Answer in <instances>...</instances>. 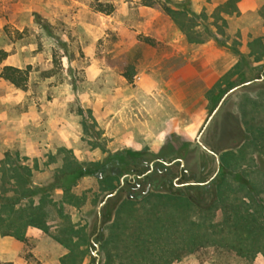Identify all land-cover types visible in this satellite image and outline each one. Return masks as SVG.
<instances>
[{
  "label": "rangeland",
  "instance_id": "1",
  "mask_svg": "<svg viewBox=\"0 0 264 264\" xmlns=\"http://www.w3.org/2000/svg\"><path fill=\"white\" fill-rule=\"evenodd\" d=\"M140 5L159 10L157 21L167 29L171 21L180 30L193 26L179 0H0V47L8 48L5 57L18 50L21 62L32 63L22 66L29 67L22 89L33 97L10 104L11 115L23 120L0 132L9 141L0 143V230L16 231L24 241L28 225L39 228L50 244L67 250L58 264H94V242L99 264H264L263 252L244 256L236 248L201 243L206 238L199 233L211 226L220 228L215 238L233 239L232 205H249L264 225V109L256 119L260 129L248 118L252 131L242 132L231 114H222L220 130L210 124L202 132L201 142L220 160L215 189L172 187L174 166L171 172L154 170L148 190L146 184L132 189L135 197L126 201L129 185L121 188L120 181L133 171L121 166L123 159L181 158L186 178L211 177L215 156L196 137L223 93L245 79L230 80L233 73L244 75L247 63L241 59L215 94L194 85L183 91L172 80L170 56L156 63L161 51L142 32L154 29L144 18L155 13L140 15ZM227 6L235 10L233 0ZM110 16L122 19L130 35L108 25ZM229 21L232 31L238 23ZM235 101L232 96L225 109ZM167 192L195 199L194 222L186 218L185 200ZM26 258L40 263L29 250Z\"/></svg>",
  "mask_w": 264,
  "mask_h": 264
},
{
  "label": "crops",
  "instance_id": "2",
  "mask_svg": "<svg viewBox=\"0 0 264 264\" xmlns=\"http://www.w3.org/2000/svg\"><path fill=\"white\" fill-rule=\"evenodd\" d=\"M106 1L114 2V0ZM231 1L179 0V2H185L187 5V19L194 21L193 26L189 29L182 28L180 30L173 21L168 24L169 29L163 27L164 24L160 22L161 20L157 21V16L161 12L148 6L140 5L139 13L140 15L144 13L146 17L153 14V12L155 13L152 17L144 18L147 24H155L154 29L148 30L145 28L142 32L144 36L154 38L155 46L157 47L155 52L158 49L161 51L160 60H157L156 63H165L164 58L170 56L172 80L181 85L180 88L183 91L189 89L190 85L191 87L194 85L203 93L215 94L217 90L227 84L228 73L233 72L236 66L242 64L238 62L241 59L247 61V63H244L242 69L244 75L241 73L235 75L233 73L230 78L232 81H237V78L241 75L245 76V79L230 88L236 87V89L227 94L208 123V125H217L218 128L216 126V130L218 131L220 130L219 126L225 124L222 114H231L235 122L239 123L240 130L246 133L252 131L250 127H247V119L259 120L260 115L258 113L264 109V0H233L235 10L227 6ZM224 20L226 22L225 25L222 23ZM229 20H234L238 23L232 31L226 26V24L229 25ZM108 25L112 26L115 31L122 30V32H125V36L130 35V31L124 28L125 22L120 18L110 16ZM97 38L98 35L95 37V40ZM0 49H3L5 52L8 51V48L4 46H1ZM167 50L170 51L169 54L164 52ZM17 54L18 50L4 57L0 62V71L3 65L22 68V66L32 64L29 63V60L21 62ZM248 68L252 72L251 75H247L249 72ZM149 79L146 78L144 84H148ZM214 90L216 91L214 92ZM29 94V91L26 92L0 77V132L4 128L7 129L9 126H12L13 123L16 126L21 124L23 118L11 115L10 104L20 105L24 101L27 103L28 99H33L31 96L29 97ZM232 96H237L239 101L231 103L229 108L225 109L228 100ZM234 108H237L238 112H240L241 120H239ZM24 114V112H21L22 116ZM257 128H261L259 121H256L255 130ZM2 140L3 142H9L7 139H2L0 133V143H2ZM242 141L244 139L240 142ZM230 145L227 144L225 147ZM206 147L208 148L209 146ZM3 151L0 147V158ZM219 169L220 160L217 173ZM190 213L191 215L194 213L193 209H191ZM190 218L193 220L192 217ZM35 225L43 226L42 223ZM15 235H19V233L16 231L4 232L2 229L0 230V263L34 264L26 258V252L29 250L40 264H47L46 261L49 257L54 259L53 264H58L56 262L58 257L67 252L64 247L58 249L56 245L50 244L42 231L33 225L26 227L23 234L24 241L18 239ZM28 245H30V249Z\"/></svg>",
  "mask_w": 264,
  "mask_h": 264
},
{
  "label": "trees",
  "instance_id": "3",
  "mask_svg": "<svg viewBox=\"0 0 264 264\" xmlns=\"http://www.w3.org/2000/svg\"><path fill=\"white\" fill-rule=\"evenodd\" d=\"M145 5H151V3L146 2L144 3ZM6 52L3 50H0V61L5 57ZM109 63H117L116 60H112L109 61ZM29 67H25V68H20V67H15V66H11V65H3L0 71V77H2L3 79L7 80L8 82H10L11 84H13L14 86L18 87V88H22L27 80V76H28V69ZM124 76L129 79L130 76L128 74H124ZM122 165L121 166H131L132 171H134L135 173H142L143 171H145L146 169H148V162L145 159H139L137 158L136 160H133V158H128L127 159H123L122 161ZM160 163H158L159 165ZM177 165H179V162H177ZM121 168V167H120ZM120 169L117 168L116 172H119ZM124 175V174H122ZM59 179V176L56 178ZM181 179L178 180V182H180ZM125 184L130 183V181L128 180H124ZM171 186L173 187V183L170 181ZM215 184H216V179L215 177L212 178L211 180H209L207 183H203L202 185H187L184 187L185 190H189L192 189L194 191H200L201 193L205 190H207L209 187H214L215 189ZM243 184V183H241ZM124 188V187H121ZM130 189V188H129ZM132 194V195H131ZM134 193H129L128 198L126 201H133V198L135 196H133ZM135 195V194H134ZM164 195L168 196V197H181L185 200V206L189 209L186 215V218L189 219V221L194 222L193 220H191V209L193 204L197 205L195 199L189 195L186 194V196H176L173 195L172 193H164ZM216 193H215V198L214 201L216 200ZM2 200H6V201H13L14 199H11L10 197H3ZM241 207L239 205H232V214L234 216V221L232 223V226L234 227V233L233 239H217L215 238V234H217V232H220V228L218 229H213L211 228V226H209V230L208 227H200L199 228V233H202V235L206 238L204 239V242L201 243H213V244H221L223 246H227V247H231V248H236V250L244 255V256H249L252 257L256 252H263L264 253V225L261 224V222H259L257 220V218L259 217L256 216V214H254L253 212H251L249 210V205H245ZM198 206V205H197ZM211 206V204L207 205V207ZM207 207H199V209H206ZM158 210H154L155 215L157 213ZM158 215V214H157ZM156 215V216H157ZM159 217H156V219ZM117 218H115L114 220H116ZM115 223V221H114ZM198 226V225H197ZM207 236V237H206ZM262 239V240H261ZM203 241V240H202ZM145 243V241H144ZM195 246V244H194ZM194 246L191 247L190 250L194 249ZM4 264H10V263H4ZM40 264V263H39Z\"/></svg>",
  "mask_w": 264,
  "mask_h": 264
},
{
  "label": "flooded vegetation",
  "instance_id": "4",
  "mask_svg": "<svg viewBox=\"0 0 264 264\" xmlns=\"http://www.w3.org/2000/svg\"><path fill=\"white\" fill-rule=\"evenodd\" d=\"M177 162H179V165H177ZM158 163L160 164L158 165ZM174 166H176V169H175L176 175L173 178V180H171V182L173 183L175 187L184 188L187 185H202L203 183H207L209 180H211L217 175V172H216V174L213 173L211 177H209L207 180L196 181L191 178H186L188 177L187 175L189 172L185 166H181L179 158H173V159H170L169 161H163L161 160V158H153L148 162V169H146L142 173L137 174L134 171L131 174L125 173L122 179L123 182L122 184H120V187L124 186L125 179L130 181L129 183L130 190H128V194H127V197H128L132 189H141L143 184H146L145 190L147 189V187L151 186V178H149V176L152 174L154 170L158 172H171ZM179 179H181L180 182H178ZM133 196L135 195L133 194Z\"/></svg>",
  "mask_w": 264,
  "mask_h": 264
},
{
  "label": "water",
  "instance_id": "5",
  "mask_svg": "<svg viewBox=\"0 0 264 264\" xmlns=\"http://www.w3.org/2000/svg\"><path fill=\"white\" fill-rule=\"evenodd\" d=\"M234 89H236V87L230 89L229 91H227L223 96L222 98L219 100V102L217 103V105L215 106V108L212 110V112L209 114V116L207 117L201 131L198 133L197 137H196V140L197 142L201 145L202 148H204L205 150H207L208 152L212 153L215 158H216V170L214 172V174H216V172L218 171V168H219V159H218V155L217 153L213 152L212 150L208 149L200 140V136L202 134V132L204 131V129L206 128V126L208 125V123L210 122V120L212 119V117L214 116V114L216 113V111L218 110V108L220 107V105L222 104L224 98L227 96V94L231 91H233ZM180 160V163H181V166H184V161L182 159H179ZM123 177L124 175L121 177V181H120V184H122L123 182ZM149 187H147V189L145 190V192L148 190ZM117 190H113L111 193H109L108 195H106L104 197V199L101 201V205L104 203L105 199L108 197V196H112L114 194H116ZM100 223V221L98 220V224ZM94 249L91 251L92 253V256L94 257V264H99V254H98V248H99V242H94Z\"/></svg>",
  "mask_w": 264,
  "mask_h": 264
}]
</instances>
